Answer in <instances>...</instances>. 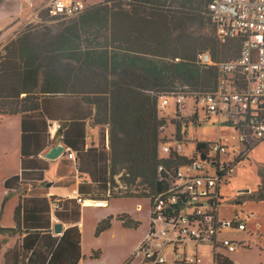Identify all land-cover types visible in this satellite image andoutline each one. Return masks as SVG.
I'll return each mask as SVG.
<instances>
[{
    "label": "trees",
    "instance_id": "trees-1",
    "mask_svg": "<svg viewBox=\"0 0 264 264\" xmlns=\"http://www.w3.org/2000/svg\"><path fill=\"white\" fill-rule=\"evenodd\" d=\"M124 1L129 8L123 6ZM210 1L103 0L87 7L58 32L26 26L6 45L0 60V115L22 117V173L5 181L6 191L19 188L25 163L35 161L49 145V126L57 120L61 126L56 135L66 146L67 156L74 152L78 170L89 174L101 191L98 198L108 193L113 197L150 198L152 205L153 196L167 189L171 166L188 162L186 157L159 158V129L165 119L160 117L158 93L175 91L177 81L199 92L215 90L217 68L201 63L199 54L208 52L217 62L237 57L241 48L239 39L221 43L217 38L220 45L204 43L198 50L189 51L179 48L177 40L176 45L173 43L172 29L184 27L188 16L209 18ZM4 2L0 0V5ZM109 18L114 28L111 40L118 42L116 45L97 42V33L89 31L105 28ZM84 34L94 36L86 45ZM231 42L235 56L223 59L221 46ZM178 57L181 60L174 61ZM87 119L100 127L103 138L109 127V147L105 139L100 147L86 146ZM244 146L250 149L253 145ZM201 147L203 143H198V149ZM242 160L244 157L238 162ZM161 163L167 171L158 170ZM119 173L126 187L116 192L115 176ZM261 178L256 190L249 193L252 199L264 200V171ZM52 200L55 208L50 203L39 210L30 207V213L38 218L32 226L26 201H20L15 209V228L0 226V234L17 236L14 246L4 254L6 264H38L35 256L43 260L39 264H65L61 261L63 250L74 258L67 264L79 263L78 227L68 228L58 237L51 233V226L52 210L65 219L63 213L70 212V202L75 205L72 220H79L83 198L82 202L76 198ZM241 202L237 200V204ZM112 218L101 221L97 232L110 228ZM124 222L131 224L127 217ZM6 239L0 240V250ZM49 250L51 254L46 257L44 251ZM98 256V252L93 253V257Z\"/></svg>",
    "mask_w": 264,
    "mask_h": 264
},
{
    "label": "built area",
    "instance_id": "built-area-1",
    "mask_svg": "<svg viewBox=\"0 0 264 264\" xmlns=\"http://www.w3.org/2000/svg\"><path fill=\"white\" fill-rule=\"evenodd\" d=\"M43 9L64 19L81 14L86 5L81 0H49ZM207 11L219 41L239 39L240 52L217 62L208 52L199 54L201 63L217 68L215 90L199 92L184 85L170 94L158 93L160 117L165 119L159 129V158L186 157L188 162L168 170L167 189L152 198L149 231L125 264H202L201 244L213 246L215 264H240L222 254L221 250L235 252L237 243L220 236L223 223L217 212L221 186L230 181L235 156L227 159L230 146L222 140L196 142L187 153L191 140L186 135L188 125L199 122L203 114L206 119L225 117L226 123L238 126L242 146L264 139V0H211ZM188 100L194 106L186 113ZM165 109H171L170 115ZM198 143H203L201 150ZM68 157L75 158L74 152ZM158 170L167 171L163 163ZM73 194L82 202L76 190ZM232 225L246 229L242 221Z\"/></svg>",
    "mask_w": 264,
    "mask_h": 264
},
{
    "label": "rangeland",
    "instance_id": "rangeland-1",
    "mask_svg": "<svg viewBox=\"0 0 264 264\" xmlns=\"http://www.w3.org/2000/svg\"><path fill=\"white\" fill-rule=\"evenodd\" d=\"M5 6L0 5V60L6 53V45L15 39L26 26H37L39 29H47L55 33L61 30L66 24L79 15L69 18H53L43 8L30 18L27 13L15 14L19 0H4ZM94 0L84 1L86 8L99 4L92 3ZM123 6L129 8L128 2L124 1ZM9 11V13L7 12ZM16 16V20H9V16ZM9 21V22H8ZM8 22V23H7ZM50 29V30H49ZM16 30H20L14 35ZM113 20L109 18L105 28L99 30L91 29L90 33H97L96 41L106 45H116L118 42H112ZM173 43L180 44L181 49L198 50L204 43H218L217 35L212 27L209 18L199 17L198 19L188 16V23L176 31L172 29ZM84 34L82 37L83 45L88 43V39L93 38ZM113 43V44H112ZM176 45V43H175ZM220 45V44H219ZM223 47L225 53L223 59L235 56L233 42ZM240 50V49H239ZM237 49L236 54L239 53ZM181 57L175 58L174 61H180ZM186 82L177 81L175 88L182 87ZM174 100H172V105ZM194 106L193 100L186 102V113ZM171 109H165L164 114L170 115ZM201 114L200 121L188 125L187 137L191 140L187 145V153L195 147L197 142H212L222 140L230 146V155L228 160L235 156V166L229 184H222L221 200L218 206V217L223 223L221 228V237L229 238L237 243V250L229 252L221 250L222 254L240 264H264V200H255L249 196L254 192L261 183V172L264 171V140L250 142L253 145L250 149L242 146L239 140V129L235 125L226 123V118L222 121L219 117L213 116L210 119L204 118ZM174 128L171 126V129ZM240 155H242L240 157ZM244 160L238 162L239 158ZM20 169V116L13 115L8 117L0 116V223H14V209L18 204L17 194L6 197L4 190L5 178ZM187 171V167L183 168ZM249 189V192L242 190ZM241 199V204L237 200ZM140 201V205H138ZM139 206V207H138ZM151 200L150 198L135 199L131 197L113 198L105 205L86 204L84 205L81 230L83 236V254L84 261L81 264H125L132 257L137 247L130 253L129 248L137 233V230L126 224L124 219L137 210H143L141 213L148 215L149 224L144 233V237L149 231L151 224ZM108 213L113 216L112 226L107 231L97 232L99 223L98 215ZM117 215H119L117 217ZM123 217V218H122ZM239 223L242 221L246 225L245 230L239 229L232 225V222ZM143 237V238H144ZM141 242V241H140ZM193 247V245H191ZM98 252L99 256L94 258L93 253ZM215 251L212 245L201 244L198 249V256L202 264H215ZM169 261L171 256H169Z\"/></svg>",
    "mask_w": 264,
    "mask_h": 264
},
{
    "label": "crops",
    "instance_id": "crops-1",
    "mask_svg": "<svg viewBox=\"0 0 264 264\" xmlns=\"http://www.w3.org/2000/svg\"><path fill=\"white\" fill-rule=\"evenodd\" d=\"M49 0H19L18 2V7H16L15 14L21 15L24 13H27L30 18L34 17L37 15V13L47 4ZM81 1H86V0H81ZM103 0H94L92 3H99L102 2ZM31 3L33 5H31ZM3 7L5 4H3ZM9 13V11H7ZM16 16H9V20H16ZM9 22V21H8ZM7 22V23H8ZM1 29V27H0ZM167 59V58H166ZM168 60V59H167ZM19 115V114H15ZM2 116V115H0ZM8 116H13V115H6L3 117H8ZM20 116V169L18 172L12 173L8 175L5 178V181L14 176V175H20L22 173V153H21V115ZM61 126L60 121H51L50 126H49V134H50V140L51 142L49 145L38 155V158H35L33 162L28 160L25 163V173L21 177V182L19 185V188L16 190H12L10 193L6 191L5 189V181H4V190L6 193V197L9 195L11 196L12 194H17L18 196V204L20 201H26L27 202V207L29 209V214L27 216L28 218V223L30 226L33 225V222L36 223L38 221L37 216L34 214L30 213V207H36L37 210L42 208L43 206L47 207V203L52 204V199L54 197L60 198V199H75V195L73 194V190L77 191V195H80L81 198H83V202L81 205V214L79 217V220H72L73 218L71 217L73 215L72 210L75 209V205L69 203V211L70 212H64L63 215H65V219H60L57 216L54 215L53 210H52V226H51V233L55 236L61 237L64 232L73 226H77L79 229V232L81 234V251H82V258L80 259L78 264H81L85 256L83 254V236H82V230H81V223H82V215H83V210H84V205L86 204H95V205H105L109 203L110 199L113 198H122L125 196H110L109 193L105 196V198L100 199V190L97 189V184H95L90 177L89 174L80 172L78 170V160L75 158H69L66 154V146L60 139L58 135H56L58 129ZM109 127H106L105 129V137L100 134V127L95 126L92 124V122L87 119L86 120V146L87 147H100L101 143L103 142V139H105L106 146L109 147ZM197 142V141H196ZM57 145H63L64 146V151L61 153L58 157L56 158H48L46 157V153L54 146ZM33 156L29 157V159H32ZM122 173H119L115 176V182L118 186L114 187V190L117 192L119 189H124L126 186L124 182L120 179ZM230 182V181H229ZM228 182V184H229ZM102 194V193H101ZM135 199H140L138 197H131ZM90 202V203H87ZM17 204V206H18ZM140 205V201L137 203ZM54 203L52 204V208ZM142 205V204H141ZM16 206V207H17ZM15 207V209H16ZM139 207V206H138ZM14 209V213H15ZM143 210H137L133 214H130L127 216V218L131 221V226L134 228H137V230H142L139 231L134 238L133 242L131 243V246L129 248V252L125 259L130 255V253L139 245L140 241L144 237V233L148 228L149 224V219L148 215L142 214ZM39 211H37L38 213ZM99 218L97 221L99 223L106 219L108 216V213H104L102 215H98ZM111 216V215H110ZM119 215H117L118 217ZM39 217V216H38ZM113 217V216H111ZM10 222H7L6 224H1L0 226L2 227H7V228H15L16 222H15V217H14V223L9 224ZM98 223V224H99ZM60 225L61 231L56 232V225ZM97 224V226H98ZM112 226V222H111ZM110 226V228H111ZM108 228L107 230H109ZM104 230V231H107ZM6 239V241L2 244V249L0 250V264H6L5 260V252L7 249L12 248L16 242L17 236H5L4 234H0V240ZM19 238V235H18ZM46 253V257L51 254L50 250L49 251H44V254ZM63 255L61 257V261L65 264L73 262L74 258L72 255L68 254V252H64L63 250ZM41 257H34L35 261L38 262H43ZM96 258V257H94ZM124 261V260H123ZM122 261V262H123ZM120 262L119 264H121Z\"/></svg>",
    "mask_w": 264,
    "mask_h": 264
},
{
    "label": "water",
    "instance_id": "water-1",
    "mask_svg": "<svg viewBox=\"0 0 264 264\" xmlns=\"http://www.w3.org/2000/svg\"><path fill=\"white\" fill-rule=\"evenodd\" d=\"M20 32V30H16L14 35H17ZM64 151V146L63 145H57L52 147L47 153H46V157L48 158H56L58 157L61 153H63ZM243 192H249V189H244L242 190ZM61 231V227L60 225H56V232H60Z\"/></svg>",
    "mask_w": 264,
    "mask_h": 264
},
{
    "label": "bare ground",
    "instance_id": "bare-ground-1",
    "mask_svg": "<svg viewBox=\"0 0 264 264\" xmlns=\"http://www.w3.org/2000/svg\"><path fill=\"white\" fill-rule=\"evenodd\" d=\"M87 203H90V202H87Z\"/></svg>",
    "mask_w": 264,
    "mask_h": 264
}]
</instances>
